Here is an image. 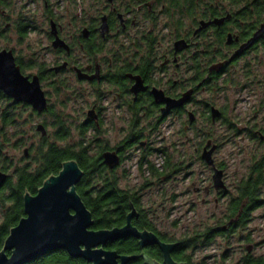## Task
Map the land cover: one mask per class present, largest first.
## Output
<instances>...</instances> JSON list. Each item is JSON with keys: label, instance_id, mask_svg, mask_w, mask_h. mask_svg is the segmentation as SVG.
Wrapping results in <instances>:
<instances>
[{"label": "flooded vegetation", "instance_id": "obj_1", "mask_svg": "<svg viewBox=\"0 0 264 264\" xmlns=\"http://www.w3.org/2000/svg\"><path fill=\"white\" fill-rule=\"evenodd\" d=\"M42 1L43 9L38 14L36 7L30 5L36 0H0V52L9 53L14 64L29 80L33 77L38 79L46 100L45 109L37 111L31 104L16 101L0 89V100L5 102L7 107L3 105L0 108V133L5 134L4 114L13 115L16 123L17 117L20 116L17 109L23 107L30 109L29 117L52 116V125L56 128L59 127V118L68 131L67 138L71 126L63 107L69 100L78 99L83 103L81 106L84 109L75 129L81 136L80 140L87 132L94 133L92 138L86 139L87 143L92 142L96 148L94 153H90L100 154V160L107 171H113L121 165L128 150L136 146H147L142 121L151 119L154 123L161 124L169 116H176L184 111L188 113L191 110L186 107L196 100L198 92L219 81L236 62L256 47L255 40L248 49L224 63L235 49L250 37L256 26L249 30L243 20L235 22L232 18L233 12L228 9L219 15H213L211 0H195L191 12L186 10V3L183 11L170 7L171 0H79L76 7L70 10L60 2ZM37 16L40 18L38 21ZM214 18L222 19L219 23L201 26L202 21ZM218 34L222 39H218ZM228 35L231 36L229 41ZM178 40L183 41V47L175 46ZM26 57L30 61L24 63L23 58ZM220 63L223 64L216 69L214 66ZM152 89H158L165 97L173 99L179 98L187 90H192V94L189 101L172 107L162 116L161 109L165 102L156 101ZM212 105L206 104V117L210 120ZM219 110L220 116L223 110ZM112 112L117 113L116 118H126V122L121 128V139L109 145L102 143L99 135L104 133L102 129L106 127ZM187 126L189 125H185L184 129ZM44 127L46 135L40 136L47 138V128L45 125ZM254 133L264 146V133L255 130ZM209 139L216 143L207 137L200 153ZM79 142L63 145L79 148ZM216 144L218 148V143ZM24 148L28 150L27 155L23 152L24 157H29V147ZM1 151L0 141V157ZM107 151L115 153L118 157V163L113 168L103 162L102 154ZM3 166L0 162V170L7 173ZM215 166L222 169L224 178L222 165L215 163ZM7 175L10 176L8 173ZM78 182L75 184V190ZM4 183L0 186V201ZM193 191H202L204 195L212 191L217 195H224L213 187L211 181L203 188L195 185ZM69 211L74 213L72 209ZM136 213L131 221L139 215L137 209ZM24 215L23 210L21 217ZM89 229H93L91 225ZM159 239L165 241L160 237ZM112 242H106L103 248L115 250L107 247L108 243ZM149 246L157 247L159 253L156 257L160 256V260L149 252L142 253L158 264H163L159 247L156 244L143 247ZM174 249L175 247L170 253L171 258L175 262H186L174 259ZM56 250H63L66 256L69 255L64 249Z\"/></svg>", "mask_w": 264, "mask_h": 264}, {"label": "rangeland", "instance_id": "obj_2", "mask_svg": "<svg viewBox=\"0 0 264 264\" xmlns=\"http://www.w3.org/2000/svg\"><path fill=\"white\" fill-rule=\"evenodd\" d=\"M53 2H60L70 10L76 7L79 0ZM222 4L229 7L226 1ZM30 5L36 7L38 14L43 9L42 0H36ZM36 18L37 21L40 19L38 16ZM23 61L27 63L30 59L26 57ZM209 103L223 110L222 117L214 122L206 117V104ZM3 105L6 107V103L0 100V108ZM81 105L83 103L75 99L69 100L63 107L71 129L70 135L60 144L80 141L81 136L75 126L82 118L84 107ZM186 109L195 113L191 122L187 111L169 116L161 124L154 123L151 119L142 121L147 146H136L125 152L122 164L112 171L120 188L137 192L140 207L154 228L166 239L173 241L206 228H227L230 223L227 208L230 198L236 194V184L247 176L252 161L263 153L264 146L251 133L254 130L264 133V47L258 43L219 81L198 92L196 100L187 105ZM17 110L20 116L16 123L4 129L5 137L0 133V141L3 143L0 162L7 166V173L10 175L12 166L3 160L5 156L13 165L34 161V157H24L23 148L30 144L36 146L42 139L34 129L35 124L44 123L48 141L53 140L52 133L56 128L52 125V116L29 117V108L18 107ZM116 114H110L106 127L102 129L104 133L99 135L102 143L112 145L123 135L121 128L126 118H116ZM187 124L189 126L184 129ZM92 136L94 133L89 131L83 140ZM207 137L218 143L213 158L217 165L224 168L225 188L219 189L224 193L223 196L213 191L207 195L202 191H193L195 185L203 188L208 182H212V168L200 158V150ZM90 144L94 153L95 145L92 142ZM149 148L153 150L147 159L159 170L162 164H166L165 173H152L145 164L141 169L138 168V159L147 154ZM3 192L7 193V190ZM260 193L264 200V184ZM5 205L0 201V222ZM247 246H251L249 251ZM187 252L191 254L193 262L205 264H239L246 253L264 259V204L251 212L245 225L217 234L209 243L198 244Z\"/></svg>", "mask_w": 264, "mask_h": 264}, {"label": "trees", "instance_id": "obj_3", "mask_svg": "<svg viewBox=\"0 0 264 264\" xmlns=\"http://www.w3.org/2000/svg\"><path fill=\"white\" fill-rule=\"evenodd\" d=\"M212 14L219 15L228 9L233 12V20H243L247 29L252 30L264 19V0H211ZM226 1L229 7L222 3ZM184 3L186 10H193L195 0H171L170 7H175L183 11ZM239 6V7H237ZM236 8V9H235ZM218 39H222L218 34ZM264 47V35L256 40V45ZM222 112L219 118L222 117ZM59 127L55 128L52 135L53 140L48 141L42 137L39 143L29 146V157H34L32 163L23 165H13L11 160L4 157V161L12 166V173L6 179L3 189L7 193L1 192V202L5 205L3 208V218L0 222V249L3 241L8 235L9 229L14 226L23 215L22 197L25 189L28 193H35L41 186L45 178L50 174H57L61 168V163L66 160L75 159L78 166L82 169L83 175L76 185V190L90 210L92 215L91 228H112L121 226L126 221V214L130 210L131 204L139 211V215L132 219V224L138 229H147L153 231L165 241L176 242L174 249V259L184 260L188 264H205L204 262H193L188 249L196 247L198 244L205 245L209 243L217 234L232 231L234 228L243 226L250 219L251 212L262 206L264 200L261 196V187L264 184V152L252 161L248 174L245 178L236 184V194L230 198L227 208V218L230 220L228 227L223 228H206L205 230L183 237L175 241L166 239L153 226L147 218L145 212L140 207V197L136 191L120 188L117 178L112 171H107L100 160V154L90 153V144L87 140H80L79 148L70 145L60 144L68 131L63 122L59 121ZM15 123L13 115L4 114V128ZM255 137L254 131L251 133ZM5 137V134H4ZM257 137V136H256ZM6 140V138H5ZM3 147V143L1 142ZM153 149L149 148L148 153L143 154L138 160V168L141 169L143 164L152 173L162 174L167 170L166 164H162L161 169L155 168L147 159L148 154ZM167 162V161H166ZM6 169V165L3 166ZM97 184H99L97 186ZM107 247L114 248L119 253L129 255L140 254V252H149V254L160 260L157 247L149 246L140 248L138 240L135 237L127 236L108 243ZM140 255L134 256L129 264H145ZM25 264H90L81 257L66 256L63 250H54L48 252L39 258ZM239 264H264L261 257H253L246 253Z\"/></svg>", "mask_w": 264, "mask_h": 264}, {"label": "water", "instance_id": "obj_4", "mask_svg": "<svg viewBox=\"0 0 264 264\" xmlns=\"http://www.w3.org/2000/svg\"><path fill=\"white\" fill-rule=\"evenodd\" d=\"M222 18H214L202 21L204 27L210 23H219ZM264 35V19L258 24L249 38L242 42L233 54L224 61L228 63L235 56L248 49L255 40ZM231 36L228 35V41ZM177 48L183 47V41L175 42ZM223 63L214 66L218 69ZM0 89L16 101L27 102L37 111L46 107L44 93L39 86L38 79L31 80L24 76L19 67L14 64L9 53L0 52ZM154 99L165 102L161 109L162 116L166 115L172 107H176L189 101L192 90H187L177 99L165 97L163 92L152 89ZM188 119L192 121L194 113L188 111ZM220 110L216 106H210L211 120L219 116ZM36 130L41 136L46 135V129L42 123H37ZM217 148L216 143L207 140L200 153L204 162L211 166L212 185L217 189H224L223 171L215 166L213 152ZM27 155V148L23 150ZM103 162L110 168L118 163V157L113 152L102 154ZM83 175L82 169L73 159L63 161L57 174H50L37 188L34 195L25 189L23 195V210L25 215L18 223L9 229L8 235L0 249V264H25L35 258L56 249H64L71 257H81L92 264H127L134 256L142 255L145 264H158L145 254L119 255L115 250L104 249L106 242H112L127 236L135 237L141 247L156 244L162 252L163 264H187L175 262L171 258V251L176 242H165L152 231L138 229L131 224V218L136 216V209L131 204L130 211L126 214V222L122 226L101 229H89L92 224L91 212L86 208L80 196L75 190V184ZM8 175L0 170V186L6 181ZM70 209L74 211L70 213ZM251 246H247L249 251ZM9 251V254H7Z\"/></svg>", "mask_w": 264, "mask_h": 264}]
</instances>
